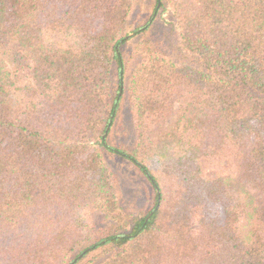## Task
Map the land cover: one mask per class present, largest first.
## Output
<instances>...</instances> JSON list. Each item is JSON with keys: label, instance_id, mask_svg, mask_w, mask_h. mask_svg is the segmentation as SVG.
<instances>
[{"label": "trees", "instance_id": "16d2710c", "mask_svg": "<svg viewBox=\"0 0 264 264\" xmlns=\"http://www.w3.org/2000/svg\"><path fill=\"white\" fill-rule=\"evenodd\" d=\"M135 7L0 0V264H264V0Z\"/></svg>", "mask_w": 264, "mask_h": 264}, {"label": "rangeland", "instance_id": "374dc122", "mask_svg": "<svg viewBox=\"0 0 264 264\" xmlns=\"http://www.w3.org/2000/svg\"><path fill=\"white\" fill-rule=\"evenodd\" d=\"M136 7L132 15V21L136 24L143 23L142 21L147 18L154 5V0H134ZM136 24V25H137ZM152 38L161 47V49L169 54L175 61H186L184 55L180 52L177 45V31L176 20L172 12L167 11L160 15L158 21L152 29ZM137 41L131 42L126 48L132 50ZM130 115L125 113L123 123L120 127V133L115 138L112 137L113 144H119L120 139L125 140L126 134L132 133V124ZM107 162L112 170V173L119 179L123 194L124 206L129 213L135 212L139 205L137 200L143 196L146 183L140 171L131 163L118 156L106 154Z\"/></svg>", "mask_w": 264, "mask_h": 264}]
</instances>
